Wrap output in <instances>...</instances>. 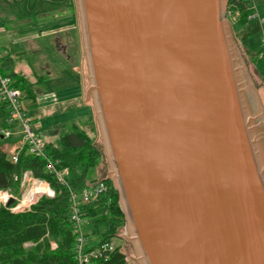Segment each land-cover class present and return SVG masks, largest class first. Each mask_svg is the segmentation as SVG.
<instances>
[{
    "label": "water",
    "instance_id": "95a60500",
    "mask_svg": "<svg viewBox=\"0 0 264 264\" xmlns=\"http://www.w3.org/2000/svg\"><path fill=\"white\" fill-rule=\"evenodd\" d=\"M228 2L75 0L83 101L136 264H264L263 105Z\"/></svg>",
    "mask_w": 264,
    "mask_h": 264
},
{
    "label": "trees",
    "instance_id": "16d2710c",
    "mask_svg": "<svg viewBox=\"0 0 264 264\" xmlns=\"http://www.w3.org/2000/svg\"><path fill=\"white\" fill-rule=\"evenodd\" d=\"M227 11L235 16L231 33L241 32L240 46L246 56L254 60V68L264 81V48L251 56L247 49L249 39L260 32V25L249 20L251 13L248 0H229ZM229 18V17H227ZM0 56L1 71L11 77L14 87L22 92L24 100H35L25 77L12 69L10 56ZM6 110L0 106V127L6 117ZM5 142L0 140V190H9L13 195L19 193L21 175L30 171L32 175L54 191L52 198L41 197L28 210L12 213L0 207V264H76L74 223L71 218L68 190L58 184L53 175L46 171L42 158L19 154L12 163L3 149ZM45 154L57 169H67V185L70 190L80 191L95 182L87 180V172L101 161L102 154L94 141L76 124L69 132L62 133L56 141L45 142ZM103 180L108 189L96 200L80 206L81 230L86 240L85 250H93L111 239L120 237L124 226L122 212L118 206L117 193L110 181ZM25 244H30L26 247ZM51 244L55 247L52 248ZM94 264H129L120 246L110 253H104L94 260Z\"/></svg>",
    "mask_w": 264,
    "mask_h": 264
},
{
    "label": "rangeland",
    "instance_id": "374dc122",
    "mask_svg": "<svg viewBox=\"0 0 264 264\" xmlns=\"http://www.w3.org/2000/svg\"><path fill=\"white\" fill-rule=\"evenodd\" d=\"M254 5L258 16L264 18V0H255ZM231 19L227 18L230 27L236 20ZM260 29L249 39L247 49L251 56L264 48V22ZM232 36L264 114V81L254 68V60L246 56L240 46V30ZM4 53H9L13 63L7 72L13 71L25 77L35 95V100L24 101L32 102L28 113L39 137L44 142L54 143L60 134L69 132L70 127L76 124L94 141L101 153L91 101H83L87 76L75 0H0V55H6ZM78 64L82 78L81 93L75 88L79 87L77 81L80 82L74 73ZM5 124L2 120V125ZM107 174L108 166L102 157L86 177L89 181H96ZM124 235L123 226L119 233L121 237L114 238L115 245L120 246L129 264H136Z\"/></svg>",
    "mask_w": 264,
    "mask_h": 264
},
{
    "label": "built area",
    "instance_id": "2783aa9c",
    "mask_svg": "<svg viewBox=\"0 0 264 264\" xmlns=\"http://www.w3.org/2000/svg\"><path fill=\"white\" fill-rule=\"evenodd\" d=\"M251 13L249 20L256 21L259 25L264 22V18L258 16L255 11V0H248ZM226 16L231 17V12L226 10ZM233 19H231V22ZM0 62V106L7 115L4 121L7 123L0 127V140L5 144L3 149L10 162L16 163L21 152L28 155L42 158L45 161V169L51 173L55 181L68 190V200L70 203L71 218L74 223V233L76 235L75 259L76 264H94V260L101 257L104 253H110L115 249L113 239L102 243L99 248L85 250L86 240L82 234V220L79 214L81 205L88 204L96 200L108 189L106 183L98 179L80 191L70 190L67 185V169H57L51 158L45 154V142L33 129V119L29 117L28 109L32 107L28 102L25 103L22 93L14 87L12 79L1 71ZM6 146V147H5ZM54 191L44 181L34 177L30 171H24L21 175L19 193L13 195L9 190H0V207L6 208L9 199L13 203L7 209L12 213H20L28 210L41 197L52 198ZM54 248L55 245L51 244Z\"/></svg>",
    "mask_w": 264,
    "mask_h": 264
},
{
    "label": "crops",
    "instance_id": "0c3cea01",
    "mask_svg": "<svg viewBox=\"0 0 264 264\" xmlns=\"http://www.w3.org/2000/svg\"><path fill=\"white\" fill-rule=\"evenodd\" d=\"M4 54H9V53H4ZM0 56H1V55H0ZM78 65H79V64H78ZM78 69H79V70H78ZM76 71H77V72H76ZM76 71H74V73H76V75H77V79L79 78V81H80V82L78 83V81H77V84L79 85V87H75V88H76V89L78 88L77 90H79L80 93H81V84H82V83H81V79H82V78H81V76H80L81 73L78 72V71H80V65H79V67H77Z\"/></svg>",
    "mask_w": 264,
    "mask_h": 264
},
{
    "label": "bare ground",
    "instance_id": "6f19581e",
    "mask_svg": "<svg viewBox=\"0 0 264 264\" xmlns=\"http://www.w3.org/2000/svg\"><path fill=\"white\" fill-rule=\"evenodd\" d=\"M128 235V234H127Z\"/></svg>",
    "mask_w": 264,
    "mask_h": 264
}]
</instances>
